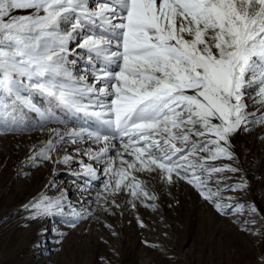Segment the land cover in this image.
Returning a JSON list of instances; mask_svg holds the SVG:
<instances>
[{
  "label": "snow or ice",
  "instance_id": "obj_1",
  "mask_svg": "<svg viewBox=\"0 0 264 264\" xmlns=\"http://www.w3.org/2000/svg\"><path fill=\"white\" fill-rule=\"evenodd\" d=\"M249 101L264 113V0H0V135L27 127L29 112L41 127L63 122L57 108L86 121L67 136L102 145L87 154L104 161L111 195L147 198L134 173L156 172L223 215L240 210L208 187L237 170L208 162L232 160L233 135L264 125ZM56 143L33 159H51ZM64 199L41 198L30 218L62 215Z\"/></svg>",
  "mask_w": 264,
  "mask_h": 264
},
{
  "label": "rangeland",
  "instance_id": "obj_2",
  "mask_svg": "<svg viewBox=\"0 0 264 264\" xmlns=\"http://www.w3.org/2000/svg\"><path fill=\"white\" fill-rule=\"evenodd\" d=\"M258 107L248 102L256 117L264 114ZM55 111L62 123L41 127L29 112L27 127L0 135V264H264V125L249 124L233 135L232 160L208 162L237 170L209 178L208 187L220 190L218 202L240 209L223 215L185 180L167 183L156 172L134 173L147 198L133 197L126 188L105 192L104 161L87 154L102 145L73 143L67 134L88 123ZM56 132L68 142L60 144ZM50 139L57 141L51 159L34 160ZM88 166L95 177L86 174ZM61 196L62 215L30 218L31 204ZM73 210L84 218L74 220Z\"/></svg>",
  "mask_w": 264,
  "mask_h": 264
},
{
  "label": "bare ground",
  "instance_id": "obj_3",
  "mask_svg": "<svg viewBox=\"0 0 264 264\" xmlns=\"http://www.w3.org/2000/svg\"><path fill=\"white\" fill-rule=\"evenodd\" d=\"M74 147V146H73ZM10 157H12V154H9ZM119 253L118 254H121V250H118ZM107 252H108V249H107ZM117 253V252H116ZM108 254V253H107Z\"/></svg>",
  "mask_w": 264,
  "mask_h": 264
}]
</instances>
